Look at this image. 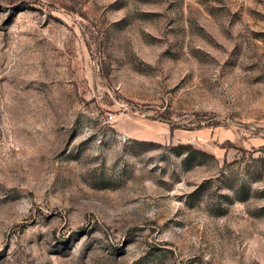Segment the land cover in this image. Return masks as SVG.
Masks as SVG:
<instances>
[{"label":"rangeland","instance_id":"rangeland-1","mask_svg":"<svg viewBox=\"0 0 264 264\" xmlns=\"http://www.w3.org/2000/svg\"><path fill=\"white\" fill-rule=\"evenodd\" d=\"M0 264H264V0H0Z\"/></svg>","mask_w":264,"mask_h":264}]
</instances>
